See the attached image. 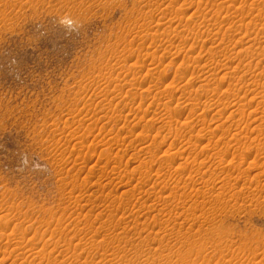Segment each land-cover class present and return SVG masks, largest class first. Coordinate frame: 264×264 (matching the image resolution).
Segmentation results:
<instances>
[{"label": "rangeland", "instance_id": "1", "mask_svg": "<svg viewBox=\"0 0 264 264\" xmlns=\"http://www.w3.org/2000/svg\"><path fill=\"white\" fill-rule=\"evenodd\" d=\"M263 52L264 0H0V264H264Z\"/></svg>", "mask_w": 264, "mask_h": 264}, {"label": "bare ground", "instance_id": "2", "mask_svg": "<svg viewBox=\"0 0 264 264\" xmlns=\"http://www.w3.org/2000/svg\"><path fill=\"white\" fill-rule=\"evenodd\" d=\"M229 7V6H228ZM216 13V12H215ZM217 16V15H216ZM176 28V27H175ZM231 36V35H230ZM155 43V42H154ZM220 45V44H219ZM250 46V45H249ZM256 48V47H255ZM257 49V48H256ZM214 50V49H213ZM249 51V50H248ZM256 51V50H255ZM214 53V52H213ZM226 53V52H225ZM264 53V52H263ZM251 56H252V54H251ZM242 57V56H241ZM143 61V60H142ZM222 68V67H221ZM183 72V71H182ZM242 74V73H241ZM214 75V74H213ZM235 77V76H234ZM191 78V77H190ZM223 79V78H222ZM214 81V80H213ZM205 82V81H204ZM208 83H209V81H207ZM211 83V82H210ZM131 84V83H130ZM207 84V83H206ZM221 84V83H220ZM208 85V84H207ZM212 85V84H211ZM168 86V85H167ZM200 86V85H199ZM209 86V85H208ZM233 86V85H232ZM152 87V86H151ZM263 87V86H262ZM201 88V87H200ZM209 88V87H208ZM212 89H214V88H212ZM201 90V89H200ZM199 92V91H198ZM201 92V91H200ZM156 95H158V94H156ZM213 96V95H212ZM179 98H181V97H179ZM202 98V97H201ZM208 98V97H207ZM206 98V99H207ZM182 100V99H181ZM211 99H209L208 101H210ZM200 101V100H199ZM207 101V102H208ZM211 101H213V100H211ZM197 102V101H196ZM198 104V103H197ZM206 104H208L209 106H212V103H205V105ZM257 104H259V103H257ZM175 107H176V104L174 105ZM204 107V106H203ZM219 111V110H218ZM191 112V111H190ZM175 114V113H174ZM177 114V113H176ZM175 114V115H176ZM188 114V113H187ZM241 114V113H240ZM177 116H178V114H177ZM262 116V115H261ZM206 117V116H205ZM214 117V116H213ZM204 118V117H203ZM190 119V118H189ZM212 119V118H211ZM211 119H210V121H211ZM168 121V120H167ZM166 121V122H167ZM190 121V120H189ZM247 121V120H246ZM148 122V121H147ZM176 122V121H175ZM165 123V122H164ZM239 123V122H238ZM153 124V123H152ZM167 124V123H166ZM171 124V123H170ZM177 124V123H176ZM163 125V124H162ZM165 125V124H164ZM142 126V125H141ZM176 126V125H175ZM205 126V125H204ZM152 127V126H151ZM163 127V126H162ZM165 127V126H164ZM169 127V126H168ZM188 127V126H187ZM237 127V126H236ZM153 128V127H152ZM159 128V127H158ZM202 128V127H201ZM169 129V128H168ZM173 129V128H172ZM216 129V128H215ZM161 130V129H160ZM178 130V129H177ZM177 130H175V131H177ZM224 130V129H223ZM201 131H203V129H200V132ZM214 131V130H213ZM213 131L211 132V133H213ZM225 131V130H224ZM259 131V130H258ZM142 132H144L143 130H142ZM199 132V133H200ZM202 133V132H201ZM228 133V132H227ZM239 134V133H238ZM259 134V133H258ZM176 135H177V133H176ZM221 135V134H220ZM219 135V136H220ZM228 135V134H227ZM237 135V134H236ZM179 136V135H178ZM232 136V135H231ZM182 137V136H181ZM190 137V136H189ZM227 137V136H226ZM193 138V137H192ZM231 139V138H230ZM101 141V140H100ZM196 141V140H195ZM236 141V140H235ZM103 142V141H102ZM197 142V141H196ZM224 142V141H223ZM228 142V141H227ZM227 142H225L226 144H227ZM172 143V142H171ZM189 143H191L190 141H189ZM216 143V142H215ZM230 143H231V141H230ZM261 144V143H260ZM148 145V144H147ZM146 145V146H147ZM105 146V145H104ZM185 146V145H184ZM188 146V145H187ZM215 146H216V144H215ZM258 146V145H257ZM154 147V146H153ZM171 147V146H170ZM229 147H230V145H229ZM179 148V147H178ZM220 148H221V146H220ZM119 149V148H118ZM155 149V148H154ZM180 149V148H179ZM188 149V148H187ZM217 149V148H216ZM224 149V148H223ZM176 150V149H175ZM191 151V150H190ZM236 151V150H235ZM174 152V151H173ZM141 153V152H140ZM241 153V152H240ZM175 154V153H174ZM178 154V153H177ZM190 154V153H189ZM218 154V153H217ZM233 154V153H232ZM189 156V155H188ZM187 159V158H186ZM181 160V159H180ZM218 160V159H217ZM146 161V160H145ZM190 161V160H189ZM195 162V161H194ZM143 163V162H142ZM180 163V162H179ZM137 165V164H136ZM139 165V164H138ZM180 165V164H179ZM182 165V164H181ZM143 165H141L140 167H142ZM145 166V165H144ZM138 167V166H137ZM149 167V166H148ZM160 167V166H159ZM144 169L145 168H147V167H143ZM156 168V167H155ZM179 168H181V166L179 167ZM103 169V168H102ZM142 169V168H141ZM116 170V169H115ZM152 170V168L150 169V171ZM158 170V169H157ZM160 170V169H159ZM182 170V169H181ZM144 171V170H143ZM143 171H141V172H143ZM148 171V170H147ZM166 171V170H165ZM168 171V170H167ZM223 171V170H222ZM231 171V170H230ZM140 172V173H141ZM152 172V171H151ZM150 172V174H152ZM154 172H156V171H154ZM191 172V171H190ZM197 172V171H196ZM233 172V171H232ZM114 173V172H113ZM204 173V172H203ZM146 174H148V173H146ZM146 174H144V175H146ZM155 174V173H154ZM157 174V173H156ZM184 174V173H183ZM190 174V173H189ZM153 175V174H152ZM158 175V174H157ZM165 175V174H164ZM228 175H229V172H228ZM232 175V174H231ZM125 176V175H124ZM181 176V175H180ZM99 177V176H98ZM123 177V176H122ZM164 177V176H163ZM191 177H192V175H191ZM141 178H143V177H141ZM145 178V177H144ZM156 178V177H155ZM158 178H161L162 179V177H159L158 176ZM207 178V177H206ZM209 178V177H208ZM235 178V177H234ZM258 178V177H257ZM146 179V178H145ZM150 180H153L152 178H150ZM149 180V181H150ZM160 180V179H159ZM158 180V181H159ZM202 180V179H201ZM227 180V179H226ZM107 181V180H106ZM119 181V180H118ZM146 181H148V179L146 180ZM154 181V180H153ZM166 181V180H165ZM139 182V181H138ZM141 182H143V181H141ZM155 182H156V180H155ZM161 182V181H160ZM196 182V181H195ZM198 182V181H197ZM206 182V181H205ZM208 182V181H207ZM226 182V181H225ZM140 183V182H139ZM158 182H156V184H157ZM176 183H178V182H176ZM188 183V182H187ZM193 184V183H192ZM137 185V184H136ZM153 185H155L154 183H153ZM204 185V184H203ZM135 186V185H134ZM133 186V187H134ZM150 186V185H149ZM180 186V185H179ZM138 187H140V186H138ZM154 187V186H153ZM165 187V186H164ZM201 187V186H200ZM151 188V187H150ZM149 188V189H150ZM157 188V187H156ZM174 188V187H173ZM179 188V187H178ZM129 189V188H128ZM149 189L147 188V189H145V191H147L148 190V192H149ZM153 189V188H152ZM152 189H150V191L152 190ZM175 189V188H174ZM193 189V188H192ZM125 190V189H124ZM127 190H125V191H123V193L124 192H126ZM139 191V190H138ZM182 191V190H181ZM116 192V191H115ZM196 192V191H195ZM203 192V191H202ZM127 193V192H126ZM140 193V192H139ZM162 193V192H161ZM166 194V193H165ZM164 194V195H165ZM120 196V195H119ZM173 196H175L174 194H173ZM140 197V196H139ZM138 197V198H139ZM146 198V197H145ZM176 198V197H175ZM79 199V198H78ZM162 201V200H161ZM157 202H159V201H157ZM156 203V202H155ZM153 204V203H152ZM107 205V204H106ZM141 207H142V205H140ZM154 206V205H153ZM162 206V205H161ZM144 207V206H143ZM161 210V209H160ZM124 213V212H123ZM121 215V214H120ZM105 220V219H104ZM140 220V219H139ZM144 220V219H143ZM76 227H77V225H76ZM91 227V226H90ZM59 228V227H58ZM63 229V228H62ZM86 229V228H85ZM88 230V229H87ZM54 231V230H53ZM53 231H51V232H53ZM62 231V230H61ZM86 231V230H85ZM56 233V232H55ZM50 234H52V233H50ZM58 234V233H57ZM65 234H66V232H65ZM106 234V233H105ZM52 236V235H51ZM51 236H49V237H51ZM108 237V236H107ZM50 240V239H49ZM82 240V239H81ZM107 240V239H106ZM90 244V243H89ZM33 245V244H32ZM42 245V244H41ZM84 245V244H83ZM109 245V244H108ZM35 247V246H34ZM79 249V248H78ZM41 250H43L44 251V249H41ZM39 251V250H38ZM35 254V253H34ZM33 257V256H32ZM48 258V257H47ZM32 263H34V262H32ZM76 263V262H75Z\"/></svg>", "mask_w": 264, "mask_h": 264}]
</instances>
